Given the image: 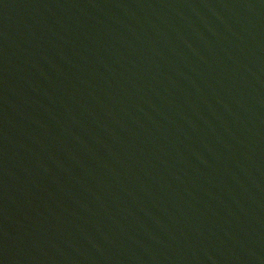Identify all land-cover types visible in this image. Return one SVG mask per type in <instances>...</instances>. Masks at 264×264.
<instances>
[{"label":"water","instance_id":"1","mask_svg":"<svg viewBox=\"0 0 264 264\" xmlns=\"http://www.w3.org/2000/svg\"><path fill=\"white\" fill-rule=\"evenodd\" d=\"M0 264H264V0H0Z\"/></svg>","mask_w":264,"mask_h":264}]
</instances>
